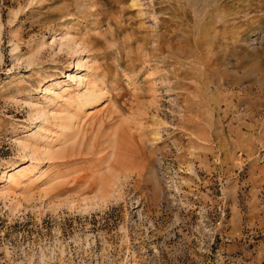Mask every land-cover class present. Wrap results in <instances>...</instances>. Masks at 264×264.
Returning <instances> with one entry per match:
<instances>
[{"label": "rangeland", "instance_id": "374dc122", "mask_svg": "<svg viewBox=\"0 0 264 264\" xmlns=\"http://www.w3.org/2000/svg\"><path fill=\"white\" fill-rule=\"evenodd\" d=\"M0 264H264V0H0Z\"/></svg>", "mask_w": 264, "mask_h": 264}, {"label": "bare ground", "instance_id": "6f19581e", "mask_svg": "<svg viewBox=\"0 0 264 264\" xmlns=\"http://www.w3.org/2000/svg\"><path fill=\"white\" fill-rule=\"evenodd\" d=\"M96 97L95 98V102H97L99 99H101L102 98V96L100 95V96H98L97 94L95 95L93 92H92V94L90 93L89 95L87 94L85 97H83V101H84V103H82V106H84V105H86L87 106V104H88V102H90V97ZM82 102V101H81ZM86 103V104H85ZM86 106H84V107H86ZM83 108V107H82ZM81 109V108H80ZM70 122V121H69ZM71 125V124H70ZM73 126V125H72ZM70 135V134H69ZM19 158V157H18ZM26 159L24 158V157H22L21 159H20V162L19 163H23L24 161H25Z\"/></svg>", "mask_w": 264, "mask_h": 264}]
</instances>
